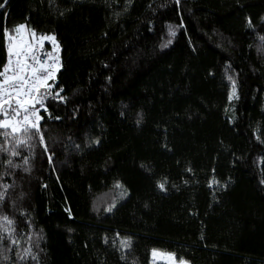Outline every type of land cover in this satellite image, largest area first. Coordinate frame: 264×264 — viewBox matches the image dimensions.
<instances>
[{"label": "trees", "instance_id": "16d2710c", "mask_svg": "<svg viewBox=\"0 0 264 264\" xmlns=\"http://www.w3.org/2000/svg\"><path fill=\"white\" fill-rule=\"evenodd\" d=\"M18 25L56 36L67 99L47 152H0V264H264V0H7L0 70Z\"/></svg>", "mask_w": 264, "mask_h": 264}, {"label": "snow or ice", "instance_id": "6c2138e0", "mask_svg": "<svg viewBox=\"0 0 264 264\" xmlns=\"http://www.w3.org/2000/svg\"><path fill=\"white\" fill-rule=\"evenodd\" d=\"M6 3L7 0L4 3H0V8H4ZM248 26H252L251 20H248ZM169 27L171 29V26ZM13 31L17 33V36H11L7 27L4 29V36L9 41L7 47L8 61L3 65V69L0 70V115L3 116V119H0V129L6 130L3 134L4 139L11 146H0V152H8L10 154V158L4 162L7 168L19 169L22 165L15 163L12 157L20 155L18 148L21 145H27L29 150H31L29 141L34 137H38L44 151H48L41 128V122L44 119L43 113H48V118H53L49 111L50 104L48 101L55 100L57 103H65L67 98L63 95L62 88L49 83L50 81H55L56 73L59 71L60 61L58 55L56 53H47L48 57L55 56V60L41 62L35 51L38 46H43L45 40H50L58 52L59 45L56 43L55 36L40 35L37 38L34 30H27V33L30 34V39H25L26 25H18ZM170 34L174 35L175 33L170 32ZM261 39L264 40V37H261ZM166 46L162 45V47ZM13 57H15V60H13ZM234 96L235 92L233 91L229 94V100H232ZM54 119L59 120L60 117L56 116ZM142 119V114H138L137 124ZM9 129L10 132L7 131ZM93 143H99V141L96 140ZM48 159L51 163V155H49ZM23 164L25 166L29 164L28 157H23ZM23 170L28 172L30 168L24 167ZM6 175L7 172L0 175V179ZM117 186L119 187L120 185ZM7 187H10V185L0 184V189H5V191H0V202H3L6 198ZM158 187L162 191L165 190L163 183L158 184ZM111 210V207L105 209V211ZM13 224L14 222L11 219L0 212V234L7 233L8 239L13 245H16L18 241L14 236L15 228ZM3 240L4 236L0 235V243H3ZM23 253V255L17 254L19 260H23L26 256H31V259L37 260V256L32 253L31 248L24 249ZM152 255L153 257L166 256L171 264H176L175 255L172 253H162L157 249H153ZM4 259L7 260L8 258L4 257ZM179 264H187V262L180 260Z\"/></svg>", "mask_w": 264, "mask_h": 264}, {"label": "built area", "instance_id": "2783aa9c", "mask_svg": "<svg viewBox=\"0 0 264 264\" xmlns=\"http://www.w3.org/2000/svg\"><path fill=\"white\" fill-rule=\"evenodd\" d=\"M48 35L55 36L53 34H48ZM39 36L40 35H38L37 38ZM55 38H56V36H55ZM27 39H30V38L28 37ZM56 43L59 45V51L58 52H57V50L55 49L54 45L52 44V42L50 40H45L44 43H43V46L42 47L38 46L35 51H36V55L41 59V62L54 61L55 60V56L48 57L46 54L47 53H56L58 55L59 61H60V64H59V70H60L61 69V65H62L61 64V47H60V43L57 40V38H56ZM7 47H8V41L6 39V56H5L4 64L7 63V61H8ZM13 60H15V57H13ZM29 62H31V61H29ZM2 69H3V66L1 68V70ZM58 72L59 71H57V73H56V77H57ZM49 83H52L54 85L55 81H50Z\"/></svg>", "mask_w": 264, "mask_h": 264}, {"label": "rangeland", "instance_id": "374dc122", "mask_svg": "<svg viewBox=\"0 0 264 264\" xmlns=\"http://www.w3.org/2000/svg\"><path fill=\"white\" fill-rule=\"evenodd\" d=\"M0 119H3V116ZM158 251L162 252V253H167V252H163L160 250H158ZM175 261H176V264H179V261H177L176 259H175ZM157 263L171 264V262L167 260L166 256L153 257L152 252H151V264H157ZM187 264H189V263L187 262Z\"/></svg>", "mask_w": 264, "mask_h": 264}, {"label": "crops", "instance_id": "0c3cea01", "mask_svg": "<svg viewBox=\"0 0 264 264\" xmlns=\"http://www.w3.org/2000/svg\"><path fill=\"white\" fill-rule=\"evenodd\" d=\"M27 30H28V29L26 28V35H25V39H27L28 37L30 38V34H29V33H27ZM15 36H17V34H16ZM15 36H14V37H15ZM8 43H9V42H8Z\"/></svg>", "mask_w": 264, "mask_h": 264}]
</instances>
